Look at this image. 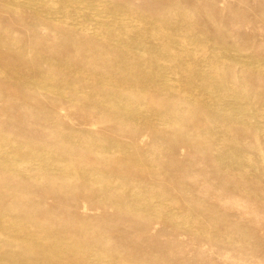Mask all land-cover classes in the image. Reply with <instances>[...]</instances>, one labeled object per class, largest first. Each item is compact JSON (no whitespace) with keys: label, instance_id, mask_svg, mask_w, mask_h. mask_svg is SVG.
<instances>
[{"label":"rangeland","instance_id":"374dc122","mask_svg":"<svg viewBox=\"0 0 264 264\" xmlns=\"http://www.w3.org/2000/svg\"><path fill=\"white\" fill-rule=\"evenodd\" d=\"M0 264H264V0H0Z\"/></svg>","mask_w":264,"mask_h":264}]
</instances>
